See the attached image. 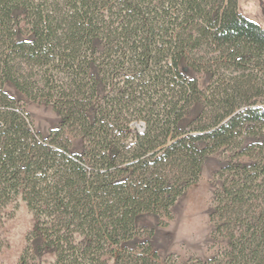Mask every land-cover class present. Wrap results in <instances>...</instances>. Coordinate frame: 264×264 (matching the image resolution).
<instances>
[{
    "label": "trees",
    "instance_id": "obj_1",
    "mask_svg": "<svg viewBox=\"0 0 264 264\" xmlns=\"http://www.w3.org/2000/svg\"><path fill=\"white\" fill-rule=\"evenodd\" d=\"M237 2L0 0V207L17 196L26 202L35 219L29 239L40 237L41 249L53 251L51 264H159L149 245L140 253L126 247L136 217L170 218L207 155L229 148L238 159L249 149L264 150L262 143L243 147L264 130V30L239 13ZM22 19L30 39L18 37ZM97 45L104 48L101 58L94 56ZM182 62L210 74L205 90L182 74ZM56 66L66 70L64 82L55 78ZM119 69L138 72L137 83L126 84L141 94L121 124L113 119ZM5 82L30 98L47 93L64 122L79 120L101 147L90 167L66 154L61 142L51 149L29 130L3 91ZM98 84L105 103L90 117L85 112ZM196 103L200 113L181 128ZM131 117L145 128L131 145L124 137L111 157L107 123L127 136ZM218 174L213 236L229 240L228 264H264V163L257 155ZM18 264H39L29 244Z\"/></svg>",
    "mask_w": 264,
    "mask_h": 264
},
{
    "label": "rangeland",
    "instance_id": "obj_2",
    "mask_svg": "<svg viewBox=\"0 0 264 264\" xmlns=\"http://www.w3.org/2000/svg\"><path fill=\"white\" fill-rule=\"evenodd\" d=\"M237 3L239 13L259 24L264 30V0H238ZM21 27L22 33L18 37L30 39L31 35L26 33L27 23L23 19ZM2 50L3 46L0 42V54ZM103 50L104 48L97 45L94 56L101 58ZM203 52L202 48L198 55H202ZM125 66H128V64L126 63ZM60 67H54L55 78L60 82H64L66 70ZM180 70L188 79L195 78L202 90H205L211 83L212 79L209 73L186 65L185 62L181 63ZM137 76L138 72L134 69L127 71L119 69L117 72L118 113L117 117L113 118L115 122L118 121L117 123H126V120L122 119L129 117L130 115H127V113L139 105V95L141 94L136 93L138 88L129 89L126 84L127 81L131 80L136 84ZM97 87L98 94L90 102L92 107H89L85 112L90 117L96 110L97 105H102L106 95V90H104L102 84H98ZM2 89L12 99L15 108L25 117L29 130L38 139L45 141L51 149H59L56 142H61L66 149L64 151L66 154L71 157H80L90 167V157H93L94 152H98L101 147L98 145L97 138L84 132L83 127L79 125V120L64 122L63 116L47 93L36 99L30 98L16 90L9 82H5ZM131 91L133 92L129 95ZM113 93L115 91L110 92L109 95ZM3 104L0 102V108L5 107ZM200 111L201 105L199 103L194 104L181 120V128H189ZM131 119L130 122L127 121L130 126V133L127 136L117 134V127H112L110 122L107 123L112 147L111 157H117V148L119 151L121 150L124 137L126 143L131 145L135 141L134 135L143 132L145 128L144 121L132 117ZM105 120L103 118L101 122ZM109 120L112 122L111 118ZM101 122L96 123L95 127L98 128ZM60 127H62V131L59 134L53 133L55 129ZM100 129L102 128L100 127ZM255 143L264 144V130H261L258 136L245 138L243 147L246 149L249 145ZM249 151L247 155L238 159L234 158L233 152L229 148H222L207 155L203 161L198 181L190 185L177 199L171 208L170 218L160 217L152 213L138 215L135 219L136 234L126 243V247L140 253L146 245H149L151 251L158 255L156 261L159 264H200V262L207 261H211L209 264H228L226 249L229 246V240L220 233L213 236L210 213L215 204V193L221 189L222 185L218 172L224 166L238 160L247 164L253 161V157L257 155L262 164L264 163V150L259 149L260 152L258 153H252L254 150L251 149ZM56 160L61 163L57 156ZM34 224V216L20 196L0 207V264H18L19 258L28 244L32 249V253L36 255L39 264L52 263L54 253L48 248L41 249L42 239L40 237L29 239ZM232 264H239V262L235 261Z\"/></svg>",
    "mask_w": 264,
    "mask_h": 264
}]
</instances>
